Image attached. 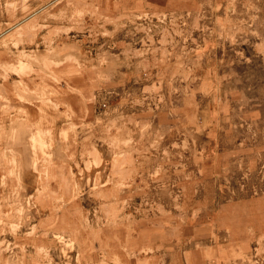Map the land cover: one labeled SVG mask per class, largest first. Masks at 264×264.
Here are the masks:
<instances>
[{"label":"rangeland","instance_id":"obj_1","mask_svg":"<svg viewBox=\"0 0 264 264\" xmlns=\"http://www.w3.org/2000/svg\"><path fill=\"white\" fill-rule=\"evenodd\" d=\"M0 264H264V0H0Z\"/></svg>","mask_w":264,"mask_h":264}]
</instances>
